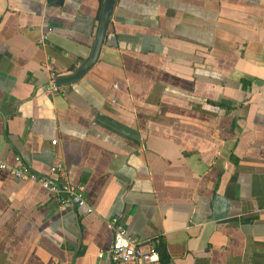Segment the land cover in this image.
<instances>
[{
    "label": "crops",
    "instance_id": "1",
    "mask_svg": "<svg viewBox=\"0 0 264 264\" xmlns=\"http://www.w3.org/2000/svg\"><path fill=\"white\" fill-rule=\"evenodd\" d=\"M104 4L0 0V161L87 203L0 170V264H113L114 223L169 264H264V0H116L49 94Z\"/></svg>",
    "mask_w": 264,
    "mask_h": 264
},
{
    "label": "built area",
    "instance_id": "2",
    "mask_svg": "<svg viewBox=\"0 0 264 264\" xmlns=\"http://www.w3.org/2000/svg\"><path fill=\"white\" fill-rule=\"evenodd\" d=\"M45 39V38H44ZM42 39V42H44ZM46 40V39H45ZM57 76L50 74L49 94L59 91ZM0 170L9 173L20 181H30L40 185L50 193L61 209L84 208L87 206L83 188L72 185L66 178L63 167L50 169V175H38L29 169L19 168L0 161ZM91 212V210H89ZM114 232V240L108 251L113 264H160V255L155 249L145 250L141 242L128 236L127 227L121 223L110 226Z\"/></svg>",
    "mask_w": 264,
    "mask_h": 264
},
{
    "label": "water",
    "instance_id": "3",
    "mask_svg": "<svg viewBox=\"0 0 264 264\" xmlns=\"http://www.w3.org/2000/svg\"><path fill=\"white\" fill-rule=\"evenodd\" d=\"M116 0H105L95 45L90 58L72 75L61 76L56 80L58 86H66L80 81L96 63L105 39L109 21L112 17Z\"/></svg>",
    "mask_w": 264,
    "mask_h": 264
},
{
    "label": "trees",
    "instance_id": "4",
    "mask_svg": "<svg viewBox=\"0 0 264 264\" xmlns=\"http://www.w3.org/2000/svg\"><path fill=\"white\" fill-rule=\"evenodd\" d=\"M160 255V264H169L170 258L167 252V248L163 242L159 243L155 249Z\"/></svg>",
    "mask_w": 264,
    "mask_h": 264
}]
</instances>
